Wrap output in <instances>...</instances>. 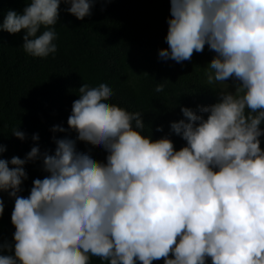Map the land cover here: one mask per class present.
<instances>
[{
  "label": "clouds",
  "instance_id": "obj_1",
  "mask_svg": "<svg viewBox=\"0 0 264 264\" xmlns=\"http://www.w3.org/2000/svg\"><path fill=\"white\" fill-rule=\"evenodd\" d=\"M96 2L25 0L23 14L10 10L0 32L23 30L24 52L44 58L57 52L61 3L83 20ZM170 5L168 48L159 57L182 63L207 46L216 54L207 83L234 80L235 91H220L200 115L180 108L184 119L170 125L186 142L180 150L166 137L143 135L142 114L109 103L114 93L106 83L78 89L67 119L76 139H56L54 154L34 146L8 161L0 143V194L15 201L14 255H3L13 245L0 243V264H91L92 257L107 264H264V0ZM12 135L25 139L18 129ZM77 141L101 146L106 162L77 151ZM37 159L47 175L19 195L25 165ZM3 212L0 195V218Z\"/></svg>",
  "mask_w": 264,
  "mask_h": 264
},
{
  "label": "trees",
  "instance_id": "obj_2",
  "mask_svg": "<svg viewBox=\"0 0 264 264\" xmlns=\"http://www.w3.org/2000/svg\"><path fill=\"white\" fill-rule=\"evenodd\" d=\"M25 7V0H0V23L10 10L23 14ZM68 7L60 5L58 22L53 26L57 52L47 57L24 52L23 30L17 34L0 32V143L6 149L3 158L24 159L34 146L41 154H54L56 139L75 140L67 119L83 83L90 87L110 85L114 95L109 103L141 113L143 135L152 140L166 137L176 150L184 147L186 142L171 131L170 125L184 119L181 107L200 115L201 107L219 102L218 87L207 83L208 65L216 54L205 46L202 53L182 63L159 57V51L168 48L165 38L167 21L171 19L170 0H98L83 20L69 14ZM44 30L42 27L37 35ZM161 82L164 91L157 93L155 88ZM54 126L66 131L54 133ZM157 128L163 130L156 131ZM260 128L264 131V123ZM14 129L25 133V139L12 135ZM36 134L38 142L32 140ZM260 140L264 150V136ZM76 147L98 162H106L107 153L101 146L77 141ZM25 171L27 179L18 194L27 197L33 181L43 179L47 173L42 159L28 162ZM0 195L4 202L0 243L13 245V250H5L3 255H14L11 213L15 201L7 192ZM91 264L107 262L92 257ZM207 264H211L210 259Z\"/></svg>",
  "mask_w": 264,
  "mask_h": 264
},
{
  "label": "rangeland",
  "instance_id": "obj_3",
  "mask_svg": "<svg viewBox=\"0 0 264 264\" xmlns=\"http://www.w3.org/2000/svg\"><path fill=\"white\" fill-rule=\"evenodd\" d=\"M226 83L227 84H215L218 87L219 92L220 91L234 92L235 91V85H237L238 82L234 81V80H228V81H226Z\"/></svg>",
  "mask_w": 264,
  "mask_h": 264
}]
</instances>
